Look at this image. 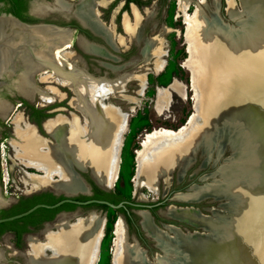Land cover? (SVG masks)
Listing matches in <instances>:
<instances>
[{"label": "bare ground", "instance_id": "bare-ground-1", "mask_svg": "<svg viewBox=\"0 0 264 264\" xmlns=\"http://www.w3.org/2000/svg\"><path fill=\"white\" fill-rule=\"evenodd\" d=\"M76 1L54 0V4L58 10L73 14L103 36L116 51V44H121L120 47L125 44L127 39L100 18V8L108 6L112 0ZM234 1L228 0L230 15H238ZM240 2L249 17H258L260 27L255 31L259 34L258 42H254V38L249 40L242 32L234 35L235 31H226L217 19L202 16L200 7L190 15L191 1L178 0V17H184L187 24L190 56L185 66L193 74L194 112L177 130L159 128L145 136L142 148L137 151L134 177L137 189L166 195L173 184L174 172L177 171L181 180L195 161L198 150L210 153L221 122H236L230 137L235 145L242 147L237 161L219 171V180L195 186L174 197L178 201L197 203L222 196L226 198L225 210L210 209L218 216L214 219L190 207L166 209L167 217L208 227L210 234H184L169 227L160 230L147 211L140 212L143 230L165 253L156 255L154 261L150 260L146 249L130 240L126 222L120 217L115 224L113 264H264V163H261V158L264 161V0ZM200 4L213 12L206 0H200ZM131 11L134 21L125 15L122 25L129 41L133 42L141 38L142 15L136 6ZM203 29L216 37L203 39ZM74 32L70 26L39 23L30 27L17 22L0 43V79L19 71L21 90L37 95L46 105L67 102L73 110L65 115L59 109L56 116L44 120L42 128L48 137L27 122L22 113L15 117L14 133L9 141L16 153L15 161L40 172H25L27 193L46 188L67 194L85 193L87 189L73 172L72 165L79 170L87 168L106 188L115 186L130 114L112 99L130 104L137 102L126 94L132 80L140 84L139 95L146 88L144 75L133 70L120 72L123 66L105 65L116 73L115 77L97 76L81 68L73 51ZM243 38L246 43L240 45ZM255 43L258 46H254ZM77 44L86 53L113 58L83 36H78ZM163 46L161 37L143 41L140 51L143 62L154 61V72L165 66ZM46 69L51 72H45ZM206 77L209 81L204 86L202 82ZM38 82L48 86L43 89ZM54 84L69 89L72 97L68 98L67 93ZM171 84L157 90L159 114L171 106V91L185 97L182 83ZM133 110L132 107L131 112ZM226 130L224 128L227 136ZM247 139L253 148L249 147ZM253 156L259 157V164L258 160L253 161ZM4 182L6 184L7 179ZM0 191L1 204L5 199ZM105 223V218L95 211L84 217L60 214L54 223L46 225L40 236L27 238V250H16L14 254L22 258V264H96ZM6 263L0 251V264Z\"/></svg>", "mask_w": 264, "mask_h": 264}, {"label": "rangeland", "instance_id": "rangeland-1", "mask_svg": "<svg viewBox=\"0 0 264 264\" xmlns=\"http://www.w3.org/2000/svg\"><path fill=\"white\" fill-rule=\"evenodd\" d=\"M67 1H71L72 3L77 2L76 0ZM190 1V15H193L196 11H198L200 7V9L203 10V12H201L202 16H209L217 19V22H219L226 31H235L234 35H238L242 32L244 36L249 37V40L250 38H254L255 40L253 41L258 42L259 34H256L255 32L258 31V28L260 27L259 23H257L258 17H249L250 15L246 14L240 0H236L237 4L234 1L238 10V15H230L228 13V1L226 3L222 0L219 10V3H215L217 0H208L210 9L213 11L212 13L198 3L197 0ZM129 2L130 3L126 5L127 0H112L108 6L100 8V18L105 22V24L113 26L118 35H122L127 39L122 47H120L121 44H116V46H118L117 51H115L113 47L105 41L103 36L94 32L88 25L83 23L76 16L73 14H66L58 10L55 7L54 0H32L30 5V15H27L26 18L29 23L56 24L60 26H70L73 27L74 30L76 29L74 32L73 51L76 57H78L77 64L81 68H86L88 72L94 75H106L108 77L116 76V73L102 65V63L105 62L117 67L123 66V69L120 72L133 70L137 74L145 76L146 88L144 89V93L142 95L138 94L140 84L137 80H132L127 85L126 94L136 98L138 100L137 102L130 104L121 99H112L113 103H116L130 114V118L127 131L123 137L119 180L112 189H109V191L113 194L116 193L117 195L123 196V198L127 201L151 205L150 212L159 227H162V224L165 223L181 227L184 231L185 229H189L190 231H200L184 221L171 218L169 219V217L165 215V211L172 205L183 208L194 207L196 209H200L206 215H211V213L204 210L205 208L213 207L217 209L216 211L218 212L225 210V207H219V204L224 201H213L209 198L196 203L178 201L174 197L176 193H187L195 186L201 187L217 181L220 178L222 168L225 166H231L237 161L236 157L234 160L232 159L234 153L236 152V148H233L231 142L223 145V138L220 137L217 138L211 146L212 148L210 149V153H204L202 150H198L195 161L189 166L181 180L178 179L177 171L173 173V184L167 195L162 192L155 195L150 193L147 189L136 188L134 183L137 166L136 155L137 151L142 148L141 144L143 139L149 132H152L155 129L166 128L177 130L179 127L186 124L194 112L193 97L195 95V90H193L192 87L193 74L190 69L185 66L186 60L190 56L188 52V45L186 43L187 24L184 21V17H178V0H129ZM134 5L139 9L142 15L139 24L141 38L139 41L131 42L129 41V35L125 32L122 24L124 20L123 17L125 15H128L131 21H134L131 11ZM218 10L221 15V19L218 17ZM228 15L233 20H231ZM262 16L264 15L262 14ZM248 23H250L249 28H247ZM252 23L253 25L255 24L254 26L256 27H254ZM251 30H253V34ZM243 31H246V33ZM202 32L203 39L205 40L206 38L208 39L207 36L211 39L216 37L215 34L210 32L212 34L211 35L204 29ZM78 36H83L90 41L105 47L111 55H115L120 60L113 61L112 59H105L101 56L84 52L77 44ZM158 37H161V40L163 39V50H165L163 58L165 59V66L161 71L154 72V61L150 60L149 63L143 62V56L140 51L144 40ZM240 42V45H245L246 40L243 38ZM232 43L234 44L235 42L233 41ZM256 45L258 46V43L254 44V46ZM45 72H51V70L46 69ZM36 77L39 80L40 76L37 75ZM20 81L19 71L10 75L6 74L5 77L0 79V82L3 83V85L0 86V190H2V196L5 199V202L0 204V210L3 208H9L20 198L30 197L34 194L50 191L57 192L59 196L64 194L63 192L56 191L52 188L27 193L26 185L24 183L25 172L37 174L40 172L33 168L23 166L19 161H15L14 156L16 153L14 148H12L9 144V141L13 137V121L17 114L22 113L27 122L35 125L42 135L48 137L47 133L42 128V122L56 114V112L49 113L48 111L57 106L68 108L70 110L71 108L67 106V102H60L54 105L44 104L37 95L32 96L27 90H21L23 84ZM174 81H178L185 86V97L183 98L176 92L171 91V106L167 111L159 114L156 111L157 90L159 87H168ZM38 85L43 89L46 88V85L48 86V84L40 82H38ZM54 85L60 87L62 91L67 93L69 96L68 98L72 97V93L69 89L61 87L57 84ZM132 107L134 110L131 112ZM34 111H38V114H34ZM247 140L250 144L249 147L253 148L249 139ZM257 160L259 164V157L257 159L256 156H253V161L256 162ZM77 171L81 173L84 179L92 178L89 171L82 172L79 169H77ZM4 179H7L6 184ZM88 194H90V191L77 193L79 196ZM92 211L97 212L106 220L104 228L105 235L100 245L99 259L96 264H112L115 224L120 217H123L124 221L127 223L128 235L131 241L132 237H136V232L139 233L141 239L139 240V244L147 250V254L149 255L151 261H154V258H156V253L157 255H162L163 251L161 252L154 246L155 241L145 235L146 232L140 224L141 217L136 210L131 213V226L128 224L126 218L121 212L113 209L97 208L96 206L77 208L74 212H62L61 214L84 217ZM59 216L60 214L57 215L51 222L29 231L19 241H16L13 234L9 232L0 235V251L4 253L7 262L6 264H22V258L16 256L14 252L16 250H27V238L29 236H40L41 231L46 227V225L54 223Z\"/></svg>", "mask_w": 264, "mask_h": 264}, {"label": "water", "instance_id": "water-1", "mask_svg": "<svg viewBox=\"0 0 264 264\" xmlns=\"http://www.w3.org/2000/svg\"><path fill=\"white\" fill-rule=\"evenodd\" d=\"M135 6V5H134ZM4 3L3 2H0V43L2 42V40L5 38V36L7 35V33L10 31V29L17 23H21L23 25H26V26H35L39 23H29V22H25V21H22L21 19H19L18 17H16L13 13H9L7 12L6 10H4ZM218 17L221 19V15L219 13V10H218ZM73 28V27H72ZM76 30V29H75ZM86 40H88L90 43L94 44L95 46H98V47H102L104 49V51H106V53L110 56H112V60L113 61H119L120 59L118 57H116L115 55H111V53H109V51H107V49L95 42H92L90 41L89 39L85 38ZM114 49V48H113ZM116 51V49H114ZM105 59H109V58H105ZM106 64H109V63H102V65H106ZM114 66V65H113ZM10 74H13V73H10ZM9 74V75H10ZM204 79V78H203ZM207 80H208V77L205 78V80L202 82L204 84V86L207 85ZM209 81V80H208ZM3 83L0 82V86H2ZM172 84L169 85V87H171ZM204 96L206 95L205 92H203ZM200 109H201V105H200ZM221 127L219 128V130L215 133V137L214 139L216 140L217 138H220L222 137L223 138V145H225V143H228V142H231L232 143V146L233 148H236V152L234 153L233 155V160L234 158L239 154L240 150L242 149L241 145L239 144H234L231 140V133L233 131V129L235 128L236 125V122H230V121H223L221 122ZM257 125H258V122H257ZM224 128H226L228 130V134L227 136L224 134ZM255 129H256V125H255ZM226 130V131H227ZM231 132V133H230ZM123 148V147H122ZM122 154V150L120 152ZM261 163L263 164L264 161H263V158H261ZM73 172H75L79 179L81 180V182L85 185L87 191H89V185L87 184V182L85 181V179L83 178V176L81 175V173H79L77 171V169L72 165L71 166ZM82 172H87L88 169L86 168V170H81ZM120 171V170H119ZM263 171V170H261ZM263 173V172H262ZM90 174H91V179L101 188L103 189H106V190H109L110 188H106L104 186H102V184H100L97 179L94 177L93 173L90 171ZM261 177L263 178V174H261ZM219 180V179H218ZM210 184V183H209ZM52 192L53 194L59 196L57 194V192H53V191H50ZM168 194V193H167ZM166 194V195H167ZM178 194V193H176ZM175 194V195H176ZM63 199H61L60 201H58L57 203L55 204H43V203H40V204H37L35 206H33L32 208H30L29 210L25 211V212H22L20 214H17V215H14V216H10V217H7V218H0V223H5V222H9V221H14V220H17V219H21L23 217H26V216H29L31 215L32 213H34L36 210L40 209V208H46V209H56L66 203H70V204H74V205H77V206H81V207H85V206H91L93 204H98V205H107L109 206L110 208L112 209H115V210H118L120 208H124L126 205H131L133 207H136V212L137 213H140L142 211H147L150 215V217L152 218V221L154 223V217L153 215L151 214L150 212V208H151V205H146V204H143V203H133V202H130V201H123V202H120L119 204H114L112 202H109V201H106V200H100V199H89V200H85V201H81V200H78L76 199L79 195L77 194H67V193H64L63 195ZM226 198L225 197H218V198H213L212 200L213 201H224L222 203L219 204V207H223L226 203ZM174 206V205H172ZM171 207V206H170ZM177 207V206H175ZM177 208H183V207H177ZM186 208V207H184ZM190 208H193V209H196L194 207H190ZM213 208V207H212ZM212 208H205L204 210L208 211L211 213V215H206L204 214L200 209H197L199 211V214L201 215H204V216H209V217H212L214 219H217L218 216L216 213H214L213 210H210ZM62 213V212H61ZM59 213V214H61ZM58 214V215H59ZM177 219L179 221H183L179 218H175V217H169V219ZM185 222V221H184ZM188 223V222H186ZM141 224V222H140ZM190 226H192L193 228L195 229H199L200 231L198 230H194V231H190L189 229H185V231L181 228V227H178V226H175L173 224H165L163 223L162 224V227L164 229V227H169V228H172V229H176V230H179L181 233H184V234H210L211 233V230L210 228L208 227H204V226H201V225H197V224H192V223H188ZM127 225V223H126ZM158 227V226H157ZM162 227H158L160 230H163ZM145 235L148 237L147 233H145ZM132 240H135L136 244L141 248V249H145L143 247L140 246L139 244V241L136 237H132ZM101 245V244H100ZM154 246L157 248V243H154ZM161 251V250H160ZM162 252V251H161ZM160 254V253H158ZM157 255V253H156ZM155 255V257H156ZM162 255H164V253L162 252Z\"/></svg>", "mask_w": 264, "mask_h": 264}, {"label": "flooded vegetation", "instance_id": "flooded-vegetation-1", "mask_svg": "<svg viewBox=\"0 0 264 264\" xmlns=\"http://www.w3.org/2000/svg\"><path fill=\"white\" fill-rule=\"evenodd\" d=\"M206 1L208 2V0H206ZM217 1H218L219 5H220L222 0H217ZM224 1L227 3L228 0H224ZM31 2H32V0H28V6H27V13H26V15H30V5H31ZM69 2H71V1H69ZM197 2L200 3V0H197ZM219 10H220V8H219ZM225 11H226V9H225ZM67 96H68V94H67ZM67 106H68V103H67ZM69 108H71V107L69 106ZM59 109H61L62 112H66V113H62V114H65V115H69L70 113L73 112L72 108L70 110L68 108H62V107H58V106L57 107H53L48 112L49 113H53V112L55 113L56 112V114L54 115V116H56L57 113H58V111H59ZM34 114L37 115L38 114V111H34ZM49 118H51V117H49ZM85 181L89 185L90 194H88V195H80L76 199L81 200V201H85V200H89V199H100V200H106V201H109V202H110V200H114V201L117 200V198L115 196H119V195H117L115 192H114L115 194H113L111 191L99 187L92 179H85ZM113 187H111L110 189H112ZM48 194H53V193L52 192H43V193H40V194H34V195L30 196V197L20 198L19 200H17L15 202V204H13L12 206H10L9 208H3L1 210L12 209L13 206L23 203L24 201H26V199H32L33 197H37V196L43 197V196H46ZM57 197H60V196H57ZM98 197H101V198H98ZM43 198H45V197H43ZM47 199L49 200L51 198H47ZM47 199H45V200H47ZM121 200H122L121 202L127 201L125 198H121ZM66 204H70V203H66ZM92 206H96V205L85 206V207L77 206V205H74V204L65 205L63 210H61V211H59L58 213L55 214V217L59 213H61V212L71 213V212H74L77 208H86V207H92ZM136 209H137L136 207H133L131 205H126L123 208V211L121 212L124 215V217L126 218V221L128 222V224L130 226H131V222H132V218H131L132 214L131 213H132V211H135ZM1 210H0V212H1ZM53 214H54V212H47V213L36 214V215H34L33 218H31V220L29 222H23V223L18 224V226H17L18 227V230H20V231L21 230H25L23 233H21V235H20L21 237L19 239L17 237V234L14 231H6L3 234L9 232V233L13 234V236L16 239V241H19L29 231L33 230L34 228H37L38 226H42V225H44V224H46V223L51 222L52 220H54L55 217L52 220L45 219V218H49V216L50 215H53ZM154 222H155V219H154ZM154 224L157 226L156 222ZM3 234H1V235H3ZM136 237H137L138 241L141 240L140 239V235L137 232H136Z\"/></svg>", "mask_w": 264, "mask_h": 264}, {"label": "trees", "instance_id": "trees-1", "mask_svg": "<svg viewBox=\"0 0 264 264\" xmlns=\"http://www.w3.org/2000/svg\"><path fill=\"white\" fill-rule=\"evenodd\" d=\"M0 2H3L5 4L4 10H6L9 13H13L16 17H18L22 21L27 22L26 13H27L28 0H0ZM129 3H130L129 0H127L126 5H128ZM117 183H118V181H117ZM43 197H45V198H43ZM43 197L37 196V197H33L32 199H26V201H24L23 203L13 206L12 209L1 210L0 218H7L10 216L20 214L22 212L29 210L33 206L40 204V203L55 204L56 202L63 199V196L57 197L54 194H48V195L43 196ZM115 197L117 198V200L116 201L110 200V202H112L114 204H119L122 201L121 198H123V196L119 195V196H115ZM47 198H51V199L48 200ZM98 198H101V197H98ZM45 199H47V200H45ZM65 205H71V204H64V205H62L56 209L40 208L29 216H26V217H23L21 219H17L14 221L0 223V235L6 231H14L17 234V237L19 239L21 237L20 236L21 233H23L25 230H21V231L18 230V227H17L18 224L23 223V222H29L31 220V218L34 217V215L41 214V213H47V212H54V214L50 215L49 218H45V219L52 220L55 217L56 213H58L59 211L64 209ZM93 205H96L97 208L112 209L107 205H98V204H93ZM113 210H115V209H113ZM115 211L122 212L123 208H120V209L115 210Z\"/></svg>", "mask_w": 264, "mask_h": 264}]
</instances>
